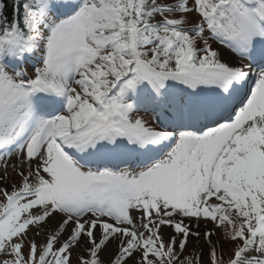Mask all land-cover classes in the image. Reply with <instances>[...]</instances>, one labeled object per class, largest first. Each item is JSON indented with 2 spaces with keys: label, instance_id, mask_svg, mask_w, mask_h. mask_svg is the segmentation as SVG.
<instances>
[{
  "label": "snow or ice",
  "instance_id": "1",
  "mask_svg": "<svg viewBox=\"0 0 264 264\" xmlns=\"http://www.w3.org/2000/svg\"><path fill=\"white\" fill-rule=\"evenodd\" d=\"M201 240L264 264V0H0V264Z\"/></svg>",
  "mask_w": 264,
  "mask_h": 264
},
{
  "label": "rangeland",
  "instance_id": "2",
  "mask_svg": "<svg viewBox=\"0 0 264 264\" xmlns=\"http://www.w3.org/2000/svg\"><path fill=\"white\" fill-rule=\"evenodd\" d=\"M215 46H216V47H219V45H215ZM146 119H148L149 122H150V123H153L154 125L156 124L155 122H157L156 119H155V121H154L152 117H147V116H146ZM14 159H15V157L13 156V160H14ZM164 231H165V233H168V232H169L168 229H165ZM36 239L42 241V240L44 239V236H43V235L38 236V237H36ZM221 243H225V242H224L223 240H221ZM188 248H189V250H190V252L192 253V255H193L194 258L199 256V250L202 249V250H203V253H204V256H203V264H207V261H208V255H207V252H208V250H207V247L205 246L203 240H201V241L199 242V244H196L195 241H192V242L188 245ZM225 249H227V244H226V243H225ZM77 254H78V253H74V254H73V257H72L73 264H76V256H77ZM186 254H187V253H186Z\"/></svg>",
  "mask_w": 264,
  "mask_h": 264
},
{
  "label": "bare ground",
  "instance_id": "3",
  "mask_svg": "<svg viewBox=\"0 0 264 264\" xmlns=\"http://www.w3.org/2000/svg\"><path fill=\"white\" fill-rule=\"evenodd\" d=\"M219 47H222V46H219ZM168 231L170 232L171 230H170V229H168Z\"/></svg>",
  "mask_w": 264,
  "mask_h": 264
},
{
  "label": "trees",
  "instance_id": "4",
  "mask_svg": "<svg viewBox=\"0 0 264 264\" xmlns=\"http://www.w3.org/2000/svg\"><path fill=\"white\" fill-rule=\"evenodd\" d=\"M10 11H11V10L9 9V13H10Z\"/></svg>",
  "mask_w": 264,
  "mask_h": 264
}]
</instances>
